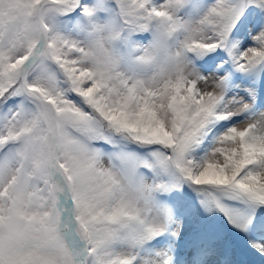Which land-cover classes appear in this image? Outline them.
I'll use <instances>...</instances> for the list:
<instances>
[{
  "label": "snow or ice",
  "instance_id": "snow-or-ice-1",
  "mask_svg": "<svg viewBox=\"0 0 264 264\" xmlns=\"http://www.w3.org/2000/svg\"><path fill=\"white\" fill-rule=\"evenodd\" d=\"M0 264H264V0H0Z\"/></svg>",
  "mask_w": 264,
  "mask_h": 264
}]
</instances>
